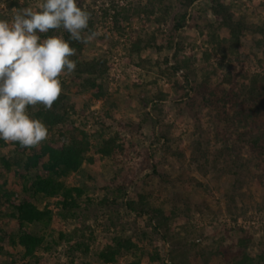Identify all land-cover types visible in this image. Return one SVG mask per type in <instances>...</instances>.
Here are the masks:
<instances>
[{
	"label": "rangeland",
	"instance_id": "1",
	"mask_svg": "<svg viewBox=\"0 0 264 264\" xmlns=\"http://www.w3.org/2000/svg\"><path fill=\"white\" fill-rule=\"evenodd\" d=\"M224 1L234 20L244 18L249 26L264 27V0ZM41 2L0 0V19L10 20L22 7L38 10ZM182 2L163 0L167 15L160 23L146 20L139 12L148 0H77L91 13L93 30L99 35L82 43L72 60L105 59L107 71L96 79L106 91L99 98L78 88L93 76L62 74V93L74 110L65 123L48 128L47 140L63 144L76 128L89 136L91 149L86 155L94 157L93 163L85 161L63 178L66 187L81 190L79 197L72 195L75 205L64 207L61 195L35 192L33 182L45 175L41 163L27 168L29 149L21 153L14 143L0 140L1 189L12 194L11 201L27 200L50 214L47 226L30 228L46 242L36 251L39 264H107L98 252L112 244L113 237L136 246L139 264H228L244 251L264 255V160L256 153L260 149L254 150L248 142L258 130L226 124L223 119L229 105L217 102L231 90L222 82L225 72L235 76V83L242 81L243 72L264 73L257 62L264 58V51L254 44L259 36L250 32L231 49L229 30L219 25L208 0H195L187 9L185 25L173 31ZM151 34L154 42L143 46L139 55L134 53L135 39ZM177 44L181 50L175 55ZM140 58L155 66L140 67ZM185 59L189 65L171 77L159 72ZM108 97L115 106L107 104ZM38 106H29L32 118ZM113 135L120 148L105 157L94 154L100 139ZM140 196L150 212L127 207L129 201L140 207ZM0 200V264H28L22 248L8 239L20 228L10 215L12 206ZM153 208L157 213H152ZM242 238L249 239L245 249L238 244ZM73 241H83L89 251H73L69 246ZM133 259L125 251L116 256L115 264Z\"/></svg>",
	"mask_w": 264,
	"mask_h": 264
},
{
	"label": "trees",
	"instance_id": "2",
	"mask_svg": "<svg viewBox=\"0 0 264 264\" xmlns=\"http://www.w3.org/2000/svg\"><path fill=\"white\" fill-rule=\"evenodd\" d=\"M210 3V10L219 20V25L221 27H227L229 30V41L233 44L235 49L238 45L239 40L245 33L250 32L255 34L258 39H255V46L258 49L264 51V27L263 26H249L246 24L244 18L240 20H234L231 7L225 3L224 0H208ZM163 0H148V5H144L140 9V13L146 16V20H151L154 18L157 22H163L167 15V8L163 5ZM195 0H183L182 6L183 11L179 14L174 26L173 31H177L185 25V20L187 17V9L193 4ZM159 10V14L157 11ZM104 13H106L104 11ZM116 21V14L113 15ZM89 28L93 30V23L89 21ZM54 31H50L47 35H50ZM63 37L67 40L69 34L63 32ZM44 36V35H42ZM213 40L215 36L213 35ZM154 36L151 34L147 39H141L137 37L133 42L134 53H140L143 46H150L153 43ZM227 39H222L221 42H226ZM72 47H74L77 52H80L83 48L82 43L75 41H70ZM169 45V44H168ZM170 46V45H169ZM232 46V47H233ZM181 47L177 44L174 54L176 55ZM72 59V57L70 58ZM204 59H209V54H204ZM75 61V60H74ZM76 62L75 75L79 77L81 74H89L93 76L92 78H87L83 80L81 84H78L79 89H88L93 97L99 98L106 94L103 84H97V77L102 78L107 71V65L105 59H92L88 61ZM259 65L263 66L264 69V58L257 59ZM140 67L146 70L153 68L155 65L151 64L148 59L140 58L138 63ZM189 65V59H185L182 63H177L172 65L166 70H160L162 75L172 76L179 68L187 67ZM171 74V75H170ZM62 75V74H61ZM241 82L235 83V76L230 72H225L222 75V82H225L231 86L227 98L219 97L217 101L222 106L229 105V111H226L224 115V122L226 124H232L236 127L245 128L250 126L257 128V133L252 137H248V142L257 150V154L263 159L264 146H259L260 142H264V73H254L247 74V72L241 73ZM61 76L59 77V79ZM176 84V82H175ZM216 97V96H215ZM66 95L61 93L58 100L53 104L50 111H45L43 105H39L38 110L33 115V118L40 119L47 128H53L58 124L65 123L69 117L70 113L74 110L73 105L68 104L66 100ZM110 99V100H109ZM108 105L115 106L110 97L107 98ZM216 103V104H218ZM106 116H110V113L106 112ZM262 125V129L260 128ZM68 143H59L58 140L50 139L45 140L39 146L38 151L35 148L29 149V154L27 155L26 167L31 166L36 167L41 163L43 172L45 175L37 176V179L33 182L32 188L37 193H42L45 196H57L61 195L63 200L61 204L65 207L66 205H75L73 200V193L77 197L81 195V190L77 187H66L63 178L69 173L75 172L80 169L83 162L93 163L94 157L87 156V152L90 151L89 136L81 129H74L69 132ZM117 135H113L108 138H101L100 143L95 146L94 154L98 156H108L111 155L115 150L120 148V145L116 142ZM16 148H19V144L14 143ZM21 153H25L26 148L22 149ZM227 149V148H226ZM208 153H204V159L208 160L206 157ZM258 156V155H257ZM207 162V161H206ZM4 166L8 169V163L5 162ZM243 165H241V168ZM264 177V173L262 174ZM261 176L262 179H264ZM264 187V181H263ZM11 193L4 192L0 187V199H6L12 206L13 211L10 213L11 217L18 221L19 231L16 233L8 234V239L11 243L17 244L23 250L22 257L26 258L28 264H39V257L36 255V251L43 246L44 238L37 234L35 231L30 230L37 224H42L43 227L47 226L50 220V214L47 208L39 210L35 205L27 200H21L18 203L11 201L9 197ZM144 196H140V207L136 202L129 201L127 207L138 213L148 212L149 209L146 206ZM8 200V201H7ZM10 200V201H9ZM231 203L233 202L232 197L230 198ZM263 205H264V193H263ZM3 202L0 200V205ZM144 206V207H143ZM152 213H157L156 209H150ZM150 212V211H149ZM29 231H28V229ZM60 239L62 236L60 235ZM71 239V237H70ZM72 243V244H71ZM70 243V247L73 251H81L87 253L89 251L88 245L83 241H73ZM112 244L106 245L101 251L98 252V257L102 262L107 264H115L116 256H121L122 252H130L134 255V259L126 264H139L140 257L136 255V246L129 240H122L119 237H113ZM48 244V243H47ZM238 244L243 249L247 248L249 244L248 238H242L238 241ZM46 250L48 246L44 247ZM153 258L152 260H154ZM228 264H264V255L258 254L255 256L248 255L247 252H243L241 257L238 259H233Z\"/></svg>",
	"mask_w": 264,
	"mask_h": 264
},
{
	"label": "clouds",
	"instance_id": "3",
	"mask_svg": "<svg viewBox=\"0 0 264 264\" xmlns=\"http://www.w3.org/2000/svg\"><path fill=\"white\" fill-rule=\"evenodd\" d=\"M0 19V140L24 149L48 139L46 125L29 115L43 105L50 111L62 93L61 74H73L77 50L70 41L89 43L99 33L89 28L91 13L77 0H42ZM69 34L47 35L50 31ZM42 34L45 38H42Z\"/></svg>",
	"mask_w": 264,
	"mask_h": 264
}]
</instances>
